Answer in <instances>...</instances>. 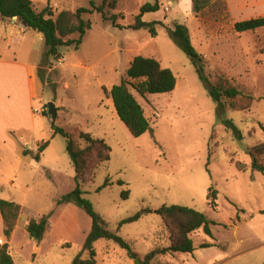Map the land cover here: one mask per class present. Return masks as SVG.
I'll return each instance as SVG.
<instances>
[{"label": "rangeland", "instance_id": "obj_1", "mask_svg": "<svg viewBox=\"0 0 264 264\" xmlns=\"http://www.w3.org/2000/svg\"><path fill=\"white\" fill-rule=\"evenodd\" d=\"M30 1L38 12L50 6L55 16L63 10L89 9L91 1L97 6L103 2ZM159 2L160 12L144 17L164 24L157 26L156 37L147 30L129 29L140 7L154 0H120L117 24L121 29L98 13L86 15L92 28L84 43L78 49L60 48V57L46 64V47L38 32L15 33L0 41V125L5 129L4 139L0 137V199L22 207L9 241L0 215V242L8 243L14 264H72L77 257H88L90 218L72 204L57 206L75 189L76 173L66 139L54 136L50 102L58 111L57 127L75 136L91 134L110 147L111 161L88 173V181L81 185L83 197L113 232L122 221L142 214L119 232L141 262L151 251L170 247L160 208L181 206L214 222L212 236L203 230L193 233V254H168L160 264H264V174L252 172L247 153L264 144V28L243 34L234 30L235 23L264 17V0H230V5L227 0ZM15 22L22 27L18 19ZM175 24L188 28L212 81L224 74L254 96L250 110L218 113L192 60L167 33L166 27L173 29ZM138 56L158 60L175 74L177 86L170 94L146 98L131 90L150 122V130L134 138L117 116L110 90L121 83ZM33 64L44 80L32 102V117L26 68ZM224 120L237 125L243 141L222 125ZM46 141L50 145L37 162L33 157ZM208 149L214 160L210 166ZM26 150L32 155L23 157ZM240 163L246 171H239ZM128 190L130 197L124 200L122 193ZM51 212L48 233L40 242L31 239L26 231L29 221ZM203 244L209 248H201ZM94 248L98 264H134L127 250L113 241L100 240Z\"/></svg>", "mask_w": 264, "mask_h": 264}, {"label": "trees", "instance_id": "obj_2", "mask_svg": "<svg viewBox=\"0 0 264 264\" xmlns=\"http://www.w3.org/2000/svg\"><path fill=\"white\" fill-rule=\"evenodd\" d=\"M90 5L91 8L89 9L63 10L55 16L50 6L38 12L30 0H0V17L5 21L16 18L21 23L26 22L28 30H33L43 36L46 47L43 64H46L49 60L60 57V48L74 47L78 49L84 43V39L92 28V22L85 17L86 15L98 13L102 16L103 21L110 22L114 28H122L121 25L117 24L120 0H103L100 6L91 1ZM196 9H199L198 6H196ZM160 10L159 0L142 5L129 29L134 31L147 30L152 37H156L157 26L164 27V24L159 21H145L144 17L149 14H157ZM263 28L264 17L234 24V30L238 34L256 32ZM166 30L175 45L192 60L200 80L218 106V113H223L225 110L245 112L251 109L254 102L253 95L246 93L224 74L217 75L214 81L210 79V76L206 75L204 58L193 47L190 33L186 26L175 24L173 29L166 27ZM75 35H78L79 38L74 39L73 36ZM38 77L41 82L44 80L40 72H38ZM176 86L177 78L171 70L163 68L161 63L154 58L138 56L131 62L121 83L112 87L110 97L117 116L126 126L129 133L134 138H140L150 130V122L131 90L141 98H146L152 95L170 94L175 91ZM222 125L232 133L237 141L244 140L242 131L233 121L224 120ZM53 132L54 136L60 135L66 139L67 153L76 173L75 189L59 199L57 206L72 204L82 210L91 220L92 232L85 245L88 257H77L72 264H98L94 244L100 240L115 242L127 250L128 257L135 261L139 258V255L133 252L131 243L120 237L119 232L122 226L139 221L142 214L138 213L122 221L116 232L110 231L107 223L95 211L92 203L83 197L84 193L81 188V185L86 184L88 181L89 172L111 161L110 147L103 139L94 138L88 133H80L75 136L57 126L53 127ZM49 145L50 142L48 141L41 142L38 146V153L33 159L40 162V154L45 152ZM247 153L251 158L250 169L252 172L264 174V144L249 148ZM22 155L23 157H28L32 155V152L26 150ZM211 155V150L208 149L207 166L214 162ZM246 169L247 167L243 163L239 164L240 172H244ZM118 184L123 186L124 182L120 181ZM107 186L106 182L105 187ZM211 191L214 193L213 198L215 199L216 192L213 188H211ZM129 197V190L122 193L124 200H128ZM21 211V205L0 199L3 235L7 241L11 239L16 230ZM52 214L51 212L38 219L29 221L26 231L31 239L40 242L44 238L49 231V220ZM158 214L161 216L169 234L170 247L157 248L151 251L146 255L144 264L151 262L160 264V259L168 254H193L196 248L191 235L199 230H203L210 237L212 236L211 226L215 225V223L197 210L181 206H163L158 211ZM201 248H209V245L203 244ZM0 264H14L8 243L2 244L0 242Z\"/></svg>", "mask_w": 264, "mask_h": 264}, {"label": "crops", "instance_id": "obj_3", "mask_svg": "<svg viewBox=\"0 0 264 264\" xmlns=\"http://www.w3.org/2000/svg\"><path fill=\"white\" fill-rule=\"evenodd\" d=\"M228 4L230 5V0H227ZM151 14L146 15L145 19L147 17H149ZM15 19L13 20H2L0 17V41H7L10 38H12V36L16 33L18 35H24L27 33L28 29L25 27H21L19 28L15 23ZM22 24V23H21ZM10 31V32H9ZM38 37L41 39L42 42H44L43 36L41 34H38ZM2 55L0 52V68L1 65H3V61H2ZM36 65L37 64H33L31 66H28L26 68V78H27V95H28V108L30 110V115L33 117V113L31 111V106H32V102L33 99L37 96L38 94V89H39V85H40V79L38 77V73H36ZM1 111V109H0ZM1 113V112H0ZM23 129H16L14 131H20ZM5 136V129L2 128V126L0 125V137L2 139H4ZM1 215V214H0ZM2 219V218H1ZM227 262L225 261L226 264Z\"/></svg>", "mask_w": 264, "mask_h": 264}, {"label": "water", "instance_id": "obj_4", "mask_svg": "<svg viewBox=\"0 0 264 264\" xmlns=\"http://www.w3.org/2000/svg\"><path fill=\"white\" fill-rule=\"evenodd\" d=\"M22 26H24L25 28H27V23L26 22H22ZM48 115L51 117L52 119V126H56V121L58 118V111L56 108V105L54 102H50L48 103ZM134 264H144L141 262V260L138 258L134 261Z\"/></svg>", "mask_w": 264, "mask_h": 264}]
</instances>
